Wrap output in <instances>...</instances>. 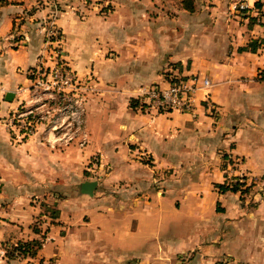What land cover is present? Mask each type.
Here are the masks:
<instances>
[{
	"label": "crops",
	"instance_id": "0c3cea01",
	"mask_svg": "<svg viewBox=\"0 0 264 264\" xmlns=\"http://www.w3.org/2000/svg\"><path fill=\"white\" fill-rule=\"evenodd\" d=\"M231 1L195 0L188 11L167 0H117L103 27L87 32L92 40L79 21L69 29L58 18L72 65L101 79L87 102L90 142L81 148L51 147L40 131L12 139L3 116L17 102L5 94L31 84L42 46L38 18L49 9L35 0H0V244L41 242L34 255L2 254L0 264L262 262L264 256L253 258L262 253L255 228H228L242 225L239 191L213 186L229 169L237 172L239 164L230 167L225 154L244 155L250 174L264 172V0H249L237 12L229 10ZM98 36L106 43L92 48ZM252 39L255 50L239 49ZM169 69L210 78L193 112L131 106L140 85H164ZM95 152L96 170L107 168L89 195L78 183L91 179L84 164ZM182 189L183 204H207L204 229L182 230L194 218L179 213Z\"/></svg>",
	"mask_w": 264,
	"mask_h": 264
},
{
	"label": "rangeland",
	"instance_id": "374dc122",
	"mask_svg": "<svg viewBox=\"0 0 264 264\" xmlns=\"http://www.w3.org/2000/svg\"><path fill=\"white\" fill-rule=\"evenodd\" d=\"M4 0H2L3 2ZM35 4L38 5H47L49 9V13L47 16H41L38 18L40 21L39 29L41 31V40L42 46L40 48L38 58L40 62L43 60V65L47 67L46 73L52 69L51 74L48 75L49 78H54V72L56 70L60 71L62 69L69 70L70 74L74 77L73 85L66 87L65 96H58V100L64 102L71 101L73 99H78L84 106V127L88 133V139L83 145L76 144L75 142L70 143L69 145H77L78 147H84L89 144V131L90 126H86V106L87 102L90 100L91 96L96 93L97 88L99 87V79L97 72L88 71L85 74L79 73L78 70L72 65L70 62V58L68 57L70 54L69 46L67 44L66 32L64 31L63 26L59 25L57 19H62L63 23H67V27L69 29H73L72 22L79 21L81 25V29L85 33V40L90 39V35H87L88 31H92L93 29H101L103 27L104 20H107V16L110 15L115 7L117 6V0H35ZM45 1V2H44ZM136 1V0H135ZM156 3H164L166 0H155ZM170 4H174L179 7L182 6V0H167ZM198 2H203V4L208 6L212 5V2L209 0H197ZM232 0L229 4V10L233 11L230 7ZM195 4V0H194ZM34 6L31 8L33 9ZM30 9V10H31ZM237 12V11H233ZM20 21V19H19ZM17 34H15L16 36ZM97 36V34H96ZM100 37V38H99ZM101 36L96 38L94 43H90L92 48L96 47L97 44H105L106 41L100 40ZM92 40V39H90ZM97 47H100L98 45ZM104 55L107 56V50L104 51ZM41 64V63H40ZM27 70H30L27 69ZM170 71V72H168ZM29 75H34L32 71L29 72ZM179 75V73L173 74L172 70L163 71V80L164 82H168L172 80L175 76ZM45 95V94H44ZM43 95V96H44ZM69 98V99H67ZM134 101H136V105H138L139 100L137 98L130 97L129 103L131 106H134ZM95 111L100 109L93 108ZM212 110V109H211ZM163 113V112H159ZM167 113V112H165ZM214 114V110L213 113ZM89 130V131H88ZM64 147V146H63ZM225 158V163L230 164V167H237L233 165V163H238L237 172L233 174V170L229 169L230 172L225 173L224 181L228 183H234L238 181L241 183L240 185V199L243 220H240L238 223H241V226H237L235 224L233 227H228L230 230L239 229L241 231L242 228L252 227L255 228V238L257 239V245L259 250H262L260 255L259 251H256L253 258L257 259L260 256H264V172L250 174L249 170L245 167L246 157L243 155H238L237 159H233L228 154L223 155ZM101 155L99 152L92 153L87 162L84 164V171L87 177L91 179H99L102 177V174L106 172V168L101 170V172L97 171V167L101 164ZM256 164V163H255ZM95 168V171L93 170ZM178 174V173H177ZM161 176V175H160ZM215 182H213V186ZM216 187V186H215ZM183 195L182 191H179L177 196V207L179 209V213L185 214L186 217H194L193 219H185V225L182 227L185 232L189 230V232L199 231L201 225H203L204 221L203 215H205L206 211H208V206L206 203H187L183 204L181 198L179 196ZM233 209H235L234 205H231ZM196 213V214H195ZM194 214L192 216H189ZM237 220V219H233ZM234 222V221H233ZM235 223V222H234ZM204 225L201 229H204ZM261 241V242H260ZM191 255V253H189ZM179 258V257H178ZM252 264L253 261H251ZM264 264V258L262 262H255V264Z\"/></svg>",
	"mask_w": 264,
	"mask_h": 264
},
{
	"label": "built area",
	"instance_id": "2783aa9c",
	"mask_svg": "<svg viewBox=\"0 0 264 264\" xmlns=\"http://www.w3.org/2000/svg\"><path fill=\"white\" fill-rule=\"evenodd\" d=\"M230 7L233 11H245L249 7V0H234ZM41 61L32 71L31 84L15 91L13 99L17 102L16 106L3 116L12 139L19 142L40 131L41 139L51 147H63L72 142L83 145L88 139L83 104L78 99L67 102H64L65 98L58 100V96L66 95V87L73 85L74 77L69 70L62 69L54 72V78H49L52 69L46 73L47 67ZM210 84L207 75L191 72L177 75L164 85L142 84L136 98L143 107L157 113L193 112L197 91ZM9 247L11 245L0 244V255H7ZM14 254L16 258L25 256L18 250Z\"/></svg>",
	"mask_w": 264,
	"mask_h": 264
},
{
	"label": "trees",
	"instance_id": "16d2710c",
	"mask_svg": "<svg viewBox=\"0 0 264 264\" xmlns=\"http://www.w3.org/2000/svg\"><path fill=\"white\" fill-rule=\"evenodd\" d=\"M182 8L186 9L188 11H193L195 9V4L194 0H182ZM258 40L257 39H252L249 41V43L245 46H240L239 49H251L255 50L257 45H258ZM134 105H136V101L133 102ZM219 192H225L227 190L231 191H238L240 190V185L238 181H235L234 183H228V182H215L214 184ZM218 208V206H217ZM51 214L52 216L57 215V210L54 208H51ZM41 242L39 239H31V240H25V241H18L15 245H11L7 251V256L9 257H14L15 251H19L20 253L24 255H34L37 251V249L40 247ZM216 264H221L217 262Z\"/></svg>",
	"mask_w": 264,
	"mask_h": 264
},
{
	"label": "water",
	"instance_id": "95a60500",
	"mask_svg": "<svg viewBox=\"0 0 264 264\" xmlns=\"http://www.w3.org/2000/svg\"><path fill=\"white\" fill-rule=\"evenodd\" d=\"M13 95H14L13 92L8 91L5 94V99L11 100L13 98ZM96 185H97L96 179H85L81 181L80 183H78V191L92 195Z\"/></svg>",
	"mask_w": 264,
	"mask_h": 264
}]
</instances>
